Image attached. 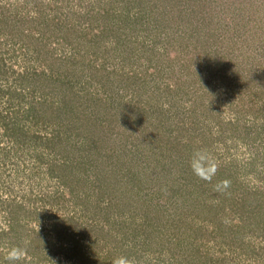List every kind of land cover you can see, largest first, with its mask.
Wrapping results in <instances>:
<instances>
[{
	"label": "rangeland",
	"instance_id": "rangeland-1",
	"mask_svg": "<svg viewBox=\"0 0 264 264\" xmlns=\"http://www.w3.org/2000/svg\"><path fill=\"white\" fill-rule=\"evenodd\" d=\"M13 246L264 264V0H0V264Z\"/></svg>",
	"mask_w": 264,
	"mask_h": 264
},
{
	"label": "clouds",
	"instance_id": "clouds-1",
	"mask_svg": "<svg viewBox=\"0 0 264 264\" xmlns=\"http://www.w3.org/2000/svg\"><path fill=\"white\" fill-rule=\"evenodd\" d=\"M189 167L194 175L199 179L211 183L216 175L219 165L215 157L205 148H195L189 159ZM230 187V181L227 179L220 180L214 185V190L224 192ZM27 255V249L20 246H13L9 249L6 259L9 264H19ZM111 264H138L134 257L126 255H117L111 260Z\"/></svg>",
	"mask_w": 264,
	"mask_h": 264
}]
</instances>
